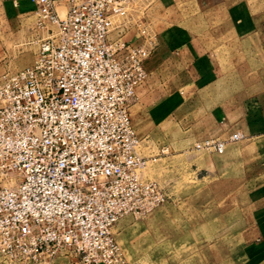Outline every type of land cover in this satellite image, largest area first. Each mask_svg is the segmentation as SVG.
Listing matches in <instances>:
<instances>
[{"label": "built area", "instance_id": "2783aa9c", "mask_svg": "<svg viewBox=\"0 0 264 264\" xmlns=\"http://www.w3.org/2000/svg\"><path fill=\"white\" fill-rule=\"evenodd\" d=\"M32 1L40 26L59 31L41 39L34 64L0 80V256L125 264L116 224L169 198L142 178L131 116L152 38L124 37L132 0H67L63 17L60 0ZM226 144L198 146L222 154Z\"/></svg>", "mask_w": 264, "mask_h": 264}, {"label": "rangeland", "instance_id": "374dc122", "mask_svg": "<svg viewBox=\"0 0 264 264\" xmlns=\"http://www.w3.org/2000/svg\"><path fill=\"white\" fill-rule=\"evenodd\" d=\"M68 7L67 0L57 2L62 15ZM130 15L124 37H151L154 45V70L149 68L131 105L138 151L147 159L141 175L169 198L144 216L128 215L116 224L125 264H264V0H132ZM38 20L34 1L0 0V80L34 64L41 39L59 31L57 23L47 20L42 28ZM255 32L262 49L249 37ZM169 35L194 37L204 53L200 64L207 54L212 58L208 76L215 82L196 92L195 119L203 122L197 124L205 129L213 113L219 134L225 112L241 118L252 108L259 115L255 132L235 127L228 137L184 140L179 134L194 133L171 115H156L159 107L152 105L178 88L175 76L153 67L160 64V40ZM235 132L246 136L231 140ZM208 139L227 140L225 152L198 146ZM0 264H70V259L46 255L22 263L0 256Z\"/></svg>", "mask_w": 264, "mask_h": 264}, {"label": "crops", "instance_id": "0c3cea01", "mask_svg": "<svg viewBox=\"0 0 264 264\" xmlns=\"http://www.w3.org/2000/svg\"><path fill=\"white\" fill-rule=\"evenodd\" d=\"M258 32L250 34V38L254 36V41L256 48L262 49V37ZM177 38V39H176ZM174 38L173 36H164L160 40L161 45L157 48L159 52L157 58L160 64L153 66L157 70L168 73L171 76H175V81L178 83V88L167 97L161 99L159 102L152 105V102L143 103L144 107L146 106H157L156 115L158 114L161 117H168L171 115L175 120L178 119V124H181L183 127L186 126L187 131H191L194 134H179L184 140H199L200 138L207 139L208 137L219 136L221 138L228 137L229 134H225L229 131L230 128L239 127L241 130L249 128L255 132L254 121L259 115H253L252 108H247L244 111L243 117L239 116L228 117V113L225 112L221 117L222 119L218 120V132L214 129V114L212 117L208 118V125L205 129L203 126L197 123H203L200 120H196L198 115V98L196 95L197 90L200 89V86L206 84V86L201 89H210L214 84V80L211 81L209 74H211L212 58L207 54L206 61L200 64L199 57L204 56V53H199L195 43L197 42L194 37H178ZM257 51L256 53H258ZM153 55V54H152ZM210 58V60H209ZM151 56L146 61V69L149 72V68L152 69V60ZM150 61V62H149ZM154 70V69H152ZM208 76V77H207ZM211 81V82H210ZM206 82V83H205ZM186 91L184 94L183 92ZM147 93V91H146ZM248 106V104H247ZM233 115V114H232ZM213 118V119H212ZM236 120H238L236 122ZM239 122V123H238ZM200 130V131H199ZM224 133V134H221ZM242 133V132H241ZM244 134V133H242ZM252 135V134H249ZM246 134H244V137ZM243 137V138H244ZM225 152V151H224Z\"/></svg>", "mask_w": 264, "mask_h": 264}, {"label": "bare ground", "instance_id": "6f19581e", "mask_svg": "<svg viewBox=\"0 0 264 264\" xmlns=\"http://www.w3.org/2000/svg\"><path fill=\"white\" fill-rule=\"evenodd\" d=\"M59 13H60L59 15H61V17L65 15V14H64V15H62L63 13H61V11H60Z\"/></svg>", "mask_w": 264, "mask_h": 264}]
</instances>
